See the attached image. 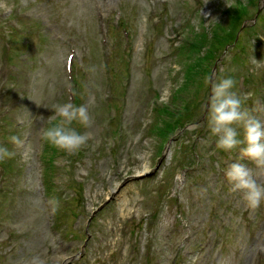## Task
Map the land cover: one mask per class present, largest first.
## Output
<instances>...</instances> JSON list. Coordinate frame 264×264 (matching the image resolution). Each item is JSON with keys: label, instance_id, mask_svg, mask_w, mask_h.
<instances>
[{"label": "rangeland", "instance_id": "obj_1", "mask_svg": "<svg viewBox=\"0 0 264 264\" xmlns=\"http://www.w3.org/2000/svg\"><path fill=\"white\" fill-rule=\"evenodd\" d=\"M206 2L0 0V264H264V202L224 175L264 168L207 125L227 77L264 121V0ZM72 89L90 139L68 153L43 131Z\"/></svg>", "mask_w": 264, "mask_h": 264}, {"label": "clouds", "instance_id": "obj_2", "mask_svg": "<svg viewBox=\"0 0 264 264\" xmlns=\"http://www.w3.org/2000/svg\"><path fill=\"white\" fill-rule=\"evenodd\" d=\"M207 3L208 0L205 4ZM224 4L227 8L244 11L248 7V0H224ZM201 13L202 11L199 17L203 18L207 25L211 20L205 22L206 17ZM198 23V20L193 21L197 30ZM234 83L230 77L211 83L208 129L216 138L217 149L225 153H234L239 149V161L247 158L256 167L264 168V121L243 108L242 99L233 91ZM49 110L50 124L43 131V138L50 146L60 151L74 153L88 143L89 135L80 133L73 127L76 122L87 125L88 114L85 106L63 102L52 104ZM8 140L14 145L21 144L20 137L16 135L8 137ZM12 155L7 147L0 145V160L10 158ZM224 175L233 192L243 193V200L248 208L255 210L264 202V185L254 176L253 168H249L245 163L236 162L225 169Z\"/></svg>", "mask_w": 264, "mask_h": 264}, {"label": "trees", "instance_id": "obj_3", "mask_svg": "<svg viewBox=\"0 0 264 264\" xmlns=\"http://www.w3.org/2000/svg\"><path fill=\"white\" fill-rule=\"evenodd\" d=\"M182 124H176V125H173L174 128H171V129H175L177 126H180Z\"/></svg>", "mask_w": 264, "mask_h": 264}]
</instances>
